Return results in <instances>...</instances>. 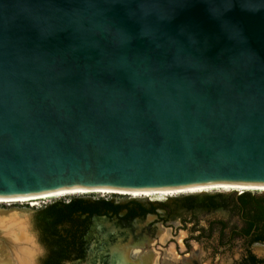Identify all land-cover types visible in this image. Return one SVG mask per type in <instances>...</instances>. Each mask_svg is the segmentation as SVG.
Returning a JSON list of instances; mask_svg holds the SVG:
<instances>
[{
  "label": "water",
  "instance_id": "95a60500",
  "mask_svg": "<svg viewBox=\"0 0 264 264\" xmlns=\"http://www.w3.org/2000/svg\"><path fill=\"white\" fill-rule=\"evenodd\" d=\"M211 182L264 183V0H0L1 197Z\"/></svg>",
  "mask_w": 264,
  "mask_h": 264
},
{
  "label": "rangeland",
  "instance_id": "374dc122",
  "mask_svg": "<svg viewBox=\"0 0 264 264\" xmlns=\"http://www.w3.org/2000/svg\"><path fill=\"white\" fill-rule=\"evenodd\" d=\"M214 193L237 195L240 192L208 189L195 192H158L147 194L88 193L38 198L33 200V202L36 201L34 205H31L32 200L0 202V214H13L16 216V222L10 221L3 226L0 224V257L5 260L8 258L13 259V254L16 253L18 247L21 249V247L24 246V244L26 245L27 242L25 248L28 247L29 251L33 248L30 252L28 251L31 255L30 258H28L29 256L27 257V262L28 259H30L28 263H40L41 256L43 255V249L39 244L40 240H42V228L40 223L37 221L36 208H39V206L43 205L44 202L90 195L93 197L113 199L116 202L136 200L146 205L151 202H170V206L172 207L174 206V203L171 201L174 199L192 194L203 196ZM251 193L260 194L264 193V191H252ZM195 216L198 220L199 226H205L208 220L215 218L229 219L227 212L223 209H218L212 212L197 210L195 212ZM194 220L195 219H193L190 214L186 213L182 209L168 213V208H166V206H162L157 208L156 213H149L144 217L135 219L133 221V226L135 228L139 227L148 239V244L145 249L147 252L146 254L150 253L154 259L152 264H236V261L242 254L241 241L238 239L235 240V244L231 249H219L221 251H218L217 253H214V248L217 243L216 233H214L210 239H203L201 241L189 240V247H186L187 237L191 234L190 230L196 226L194 224ZM231 221H233V219H231ZM10 224H13V230L23 227L26 239L30 240L31 243L29 244L28 241L25 242L26 239L24 238H21L23 242L21 240L19 242L18 240L15 241V239L13 241L11 238L12 235H10L11 237L9 236L10 232H6V228H8ZM193 234H198V231L193 232ZM20 244H22V246ZM252 251L257 256L264 257V244H253ZM9 252L12 253L10 254ZM6 256L10 257L7 258ZM67 264H73V262H69Z\"/></svg>",
  "mask_w": 264,
  "mask_h": 264
},
{
  "label": "trees",
  "instance_id": "16d2710c",
  "mask_svg": "<svg viewBox=\"0 0 264 264\" xmlns=\"http://www.w3.org/2000/svg\"><path fill=\"white\" fill-rule=\"evenodd\" d=\"M251 192L240 191L237 195L214 193L200 196L192 194L172 200L171 202L174 203L172 207L170 202H151L146 205L139 201H131V206L128 204H113L109 201H101L100 203H102L104 210H110L114 213L127 207V213L131 216H145L149 213H156L157 208L162 206L168 208V213L182 209L195 219L194 224L196 225L190 230L191 234L187 237V248L189 247V240L201 241L210 239L216 233L217 243L214 253L231 249L235 244V240L238 239L241 241L242 254L236 264H264V257H259L252 251L253 244H264V193L254 194ZM78 209L83 211L90 210V212H99L101 210V208L91 209L87 206L66 205L64 209L51 206L43 212V216L37 217V221L42 228L41 239L47 243L53 252H56L54 246H59L64 239L63 237L58 238L53 234L47 236L46 228L64 221L68 213ZM218 209L225 210L229 219L215 218L208 220L205 226L198 225V220L195 216L197 210L212 212ZM49 218H52V221ZM195 231H198V234H193Z\"/></svg>",
  "mask_w": 264,
  "mask_h": 264
},
{
  "label": "flooded vegetation",
  "instance_id": "af4514ba",
  "mask_svg": "<svg viewBox=\"0 0 264 264\" xmlns=\"http://www.w3.org/2000/svg\"><path fill=\"white\" fill-rule=\"evenodd\" d=\"M101 201H109L113 204H128L127 202H116L113 199L93 196H77L69 199H59L44 202L36 208V215L43 216V212L51 206L64 209L66 205L101 208L99 212L83 211L81 209L68 213L64 221L55 226L46 228L47 236L53 234L58 238L63 237L64 241L59 246L55 245L56 252H53L47 243L40 240L43 249L39 264H85L93 258L88 257V246L95 242L100 251L99 260L96 262H108L107 264H136V262H151L145 257L148 239L139 227L133 226V221L142 215H129L127 207L114 213L102 208ZM64 213V212H63ZM65 215V214H64ZM103 218V219H102ZM52 221V218H49ZM104 221L105 226L96 225V221ZM96 239V240H95ZM98 241V243H97ZM105 245V246H104ZM61 247V248H60ZM105 249V250H103ZM150 254V253H148ZM104 259V257H106ZM103 257V258H102ZM154 262V259L153 261Z\"/></svg>",
  "mask_w": 264,
  "mask_h": 264
},
{
  "label": "bare ground",
  "instance_id": "6f19581e",
  "mask_svg": "<svg viewBox=\"0 0 264 264\" xmlns=\"http://www.w3.org/2000/svg\"><path fill=\"white\" fill-rule=\"evenodd\" d=\"M208 189H219L223 191H264V183H240V182H211V183H204V184H196V185H190V186H184V187H178V188H161V189H120V188H98V189H83V188H71V189H64V190H58V191H47V192H41L37 194H30V195H20V196H12V197H1L0 196V202H6V201H15V200H32L31 205H34L35 202L33 200L38 198H46V197H58L63 195H75V194H88V193H116V194H147V193H165V192H195V191H204ZM18 218V217H17ZM16 219V216L13 214L9 215H3L0 214V224L1 226L5 225L6 223L12 221L14 222ZM103 219V218H102ZM21 221V220H19ZM16 222V221H15ZM104 221L97 220V224H101L102 227L105 226ZM13 224H10L8 228H6V232H10L9 236L12 235V239L14 241L18 240V242L24 238L26 239V234L24 232L23 227H19L18 229H14L12 227ZM17 230V231H15ZM8 234V233H6ZM22 238V239H21ZM96 240V239H95ZM28 241L30 244V240H25V242ZM23 242V241H22ZM17 243V242H16ZM98 243V241H97ZM22 246V244H20ZM27 245V242H26ZM24 246L18 247L16 250V255L13 254V259H3L0 257V264H27L30 259L31 253H29L33 248L29 251V248ZM18 246V245H17ZM105 246V245H104ZM31 247V246H30ZM97 244L95 242H92L88 246V257L89 259L93 258L91 261L86 262L85 264H107L108 262H96L99 260L100 251H98ZM105 250V249H103ZM15 251V250H14ZM29 251V252H28ZM13 252V251H12ZM11 252V253H12ZM10 253V252H9ZM10 253V254H11ZM14 253V252H13ZM33 253V252H32ZM7 255V254H6ZM9 255V254H8ZM34 255V254H33ZM106 256V255H105ZM12 257V256H11ZM33 257V256H32ZM91 257V258H90ZM145 257L148 258L151 262H136V264H152L153 257L150 254H145ZM101 258V257H100ZM103 258V257H102ZM104 257V259H106ZM108 259V258H107Z\"/></svg>",
  "mask_w": 264,
  "mask_h": 264
}]
</instances>
